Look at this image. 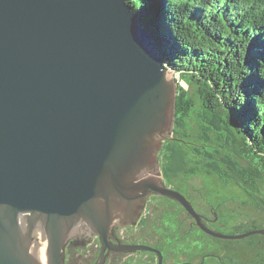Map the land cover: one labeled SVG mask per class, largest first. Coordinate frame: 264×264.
<instances>
[{
  "label": "water",
  "instance_id": "obj_1",
  "mask_svg": "<svg viewBox=\"0 0 264 264\" xmlns=\"http://www.w3.org/2000/svg\"><path fill=\"white\" fill-rule=\"evenodd\" d=\"M126 0H0V264H66L74 238L110 251L161 250L112 242L147 199L188 198L164 184L159 153L175 139L178 89L160 50L155 7ZM184 142V141H183Z\"/></svg>",
  "mask_w": 264,
  "mask_h": 264
},
{
  "label": "trees",
  "instance_id": "obj_2",
  "mask_svg": "<svg viewBox=\"0 0 264 264\" xmlns=\"http://www.w3.org/2000/svg\"><path fill=\"white\" fill-rule=\"evenodd\" d=\"M126 1L136 12L155 7L162 57L196 87L201 104L197 106L189 89L177 85V138L167 140L163 148L165 164L161 169L166 181L169 183L180 172L192 176L203 172L223 181L241 180L261 194L264 0ZM197 117L199 130L194 133ZM240 155L249 162L246 168L236 161ZM252 224L244 232L259 227ZM257 237L264 239L260 234L253 238ZM250 242L241 255L228 245L229 254L214 260V264H264V242ZM77 249L74 242L70 243L66 264L72 262L71 255Z\"/></svg>",
  "mask_w": 264,
  "mask_h": 264
},
{
  "label": "rangeland",
  "instance_id": "obj_3",
  "mask_svg": "<svg viewBox=\"0 0 264 264\" xmlns=\"http://www.w3.org/2000/svg\"><path fill=\"white\" fill-rule=\"evenodd\" d=\"M172 73L174 80L176 81V85L180 84L185 89H189V96H192L196 100L197 106L199 107L201 104L198 96L196 95V87L180 77L179 73H176L175 70ZM197 119H199V117L194 120V123L192 122L193 128L197 130H194V133H197L199 130L198 128L200 123ZM172 135L175 139L177 138L175 137V132H173ZM178 139L185 141V139L182 138ZM166 141L167 140H165L164 143ZM163 148L159 153L161 168L165 164ZM236 161L239 162L240 167L245 166L246 168L249 165V162L247 160H243L241 155L240 158L237 156ZM162 175L165 180L163 171ZM188 181L190 183V194L192 195V200L195 204L191 203L197 212L205 213L206 215L211 214L209 212L211 203L216 205L218 218L215 223L210 224V226L208 225L209 227L226 234L242 233L247 227L252 226V223L259 226L258 228H264L263 182L260 181L258 183L262 193L257 194L249 184H246L238 179L223 181L211 177L203 172L193 176L190 174L183 175L180 172L172 181L168 183V185L177 189L179 187L180 189L183 183L186 182V184H188ZM149 198L147 201L150 200V203L145 209L147 204L146 201L144 211L139 216V219L148 218L147 223L141 222L140 224L128 226L127 230L121 231V236L123 235L128 238L133 236L134 242L136 243L146 244L158 248L162 251L164 256L163 264H176V260H179L181 256L186 259L185 253L181 252L178 254V245L175 236L178 231H186L187 227L177 228L176 224L181 221L191 223L192 216L187 218V213L183 209L176 215L173 209L169 207L163 208L164 206L161 205L158 206V209H153L155 207L154 201ZM259 205H261V208H258ZM192 229L193 230L190 236H185L184 243H182L181 246L179 245V247L186 250L190 249V255L192 254L191 260L194 262L200 261L203 253L207 252H212L219 257L226 256L229 254L226 249L228 245L233 246L230 250H234L236 254L241 255L247 250L246 245H248L250 241L258 242L261 245L262 242H264L262 237L254 239L253 237L255 235L242 239H212V237L210 238L205 236L199 228L193 227ZM93 246L95 247V245ZM149 252L150 251L144 250L135 252H118L124 254H117L106 264H141L143 262L151 264L158 263V256L155 255L156 253L153 254ZM97 256L98 254L95 252L94 248L92 246H87L84 249H77L73 252L71 255L72 262L70 264H94ZM66 258H69L68 253L66 254ZM210 259L213 258L208 257L205 262L214 264V260H217L216 258L213 260Z\"/></svg>",
  "mask_w": 264,
  "mask_h": 264
},
{
  "label": "flooded vegetation",
  "instance_id": "obj_4",
  "mask_svg": "<svg viewBox=\"0 0 264 264\" xmlns=\"http://www.w3.org/2000/svg\"><path fill=\"white\" fill-rule=\"evenodd\" d=\"M163 181H164V184L166 186L180 191L182 194H184L188 198V200H190L193 204H195L194 201L192 200L193 199L192 195L190 194V183H189V181L187 182L188 184H186V182L183 183V185H182V187H180V189H179V187L177 189V188H174V187H171L170 185H168V182L166 181V179L165 180L163 179ZM149 199H152V201H154L155 207L153 209H158L159 205L164 206L163 208L169 207V208L174 210V213L176 215L179 214L180 210H182V209L186 211V209L184 208V206L182 204H180V202L176 201L175 199H172V198L160 195V194H153V195L150 196ZM149 203H150V200L147 201L145 209L147 208ZM143 211H144V207H143V210H142L141 214L143 213ZM209 212L211 214H208V215H206L205 213H201V214L204 217V222L207 225L210 226V224L215 223L217 221V218H218V212L216 211V205L211 203V208H209ZM186 213H187L186 214L187 218L190 217V215L188 214L187 211H186ZM139 218L140 217H138L136 223H134L133 225L140 224L141 222L147 223V221H148V218H141V219H139ZM145 219H147V220H145ZM191 219H192L191 223H188V222H185V221L184 222L181 221V222H178L176 224L177 228H179V227H181V228L187 227L186 231H184V232L183 231H181V232L178 231V233L175 236V238L177 240V245H178V254L181 253V252L186 254V259L181 256L179 258V260L178 259L176 260L177 261L176 264H204L208 257L216 258V259L220 258L219 256H216L212 252L211 253L207 252V253H203L200 261L194 262V261L191 260V255L192 254L190 255V249L186 250V249H183L182 247H179V245L181 246L182 243H184L185 236H190V234L192 233V230H193L192 228L193 227L199 228L197 226L194 218L191 217ZM127 229H128V227H115L114 230H113V234L114 235L112 236V239H111L112 242H114V243H123V244L136 243V242H134L133 236L131 238L125 237L123 235L121 236V231L127 230ZM208 237L211 238L212 236L208 235ZM212 239H215V238L212 237ZM72 242H74V244L77 245L78 249H84L87 246H92L93 247V245H95V247H96L95 252L99 256V253H100V250H101V239H100L99 236L93 235V236H91V237H89V238H87L85 240H82L81 238H78V237L74 238V240L69 241V243L67 244V246H66V254H67V252L70 251V243H72ZM136 244H139V243H136ZM149 253L155 254L154 252H151V251ZM117 254H124V253H118V252H115V251H110L108 253V255H107L105 264L107 262H110L111 258L115 257ZM98 256H97V258H98ZM97 258L95 259V262H96ZM95 262H94V264H95ZM141 264H151V263L143 262ZM155 264H157V263H155Z\"/></svg>",
  "mask_w": 264,
  "mask_h": 264
}]
</instances>
